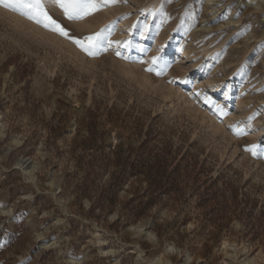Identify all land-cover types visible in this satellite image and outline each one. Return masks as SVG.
<instances>
[{
	"label": "rangeland",
	"instance_id": "obj_1",
	"mask_svg": "<svg viewBox=\"0 0 264 264\" xmlns=\"http://www.w3.org/2000/svg\"><path fill=\"white\" fill-rule=\"evenodd\" d=\"M41 2L69 37L0 4V264H264V0Z\"/></svg>",
	"mask_w": 264,
	"mask_h": 264
},
{
	"label": "snow or ice",
	"instance_id": "obj_2",
	"mask_svg": "<svg viewBox=\"0 0 264 264\" xmlns=\"http://www.w3.org/2000/svg\"><path fill=\"white\" fill-rule=\"evenodd\" d=\"M56 2L64 10L65 15L69 19H83L92 12L99 10L109 0H70L69 3H65V0H56ZM0 4H7L8 7L21 10L28 19L42 24L45 28L58 32L61 36L69 37V33L65 28L48 15L41 0H0ZM104 31V29H101L99 32L85 36L82 39L73 38V42L83 51L92 55L96 49L105 44L106 37L104 36ZM107 43L110 44L111 41H107ZM156 59L155 57L153 58L154 62ZM253 154L255 155L256 153L253 152Z\"/></svg>",
	"mask_w": 264,
	"mask_h": 264
},
{
	"label": "bare ground",
	"instance_id": "obj_3",
	"mask_svg": "<svg viewBox=\"0 0 264 264\" xmlns=\"http://www.w3.org/2000/svg\"><path fill=\"white\" fill-rule=\"evenodd\" d=\"M147 32H142L140 34V38H139V41L141 42L143 39L147 38ZM30 164V161L28 159H21L20 162H19V165L20 166H24V165H29Z\"/></svg>",
	"mask_w": 264,
	"mask_h": 264
}]
</instances>
